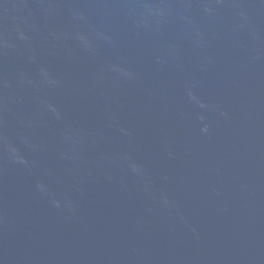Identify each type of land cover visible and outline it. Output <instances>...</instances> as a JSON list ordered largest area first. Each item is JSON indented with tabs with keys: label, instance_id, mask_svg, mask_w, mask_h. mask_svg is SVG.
Wrapping results in <instances>:
<instances>
[{
	"label": "water",
	"instance_id": "water-1",
	"mask_svg": "<svg viewBox=\"0 0 264 264\" xmlns=\"http://www.w3.org/2000/svg\"><path fill=\"white\" fill-rule=\"evenodd\" d=\"M0 264H264V0H0Z\"/></svg>",
	"mask_w": 264,
	"mask_h": 264
}]
</instances>
